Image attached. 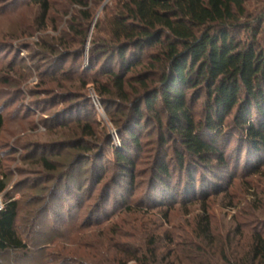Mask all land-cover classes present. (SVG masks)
<instances>
[{
    "label": "rangeland",
    "instance_id": "374dc122",
    "mask_svg": "<svg viewBox=\"0 0 264 264\" xmlns=\"http://www.w3.org/2000/svg\"><path fill=\"white\" fill-rule=\"evenodd\" d=\"M40 1L48 6L44 17L34 0H0V153L8 177L0 199L18 203V234L27 246L18 263L8 257L0 264L245 260L252 237L264 236V162L249 157L233 135L220 144L226 170L214 164L216 171L196 173L184 162L187 170L179 173L174 142L157 125L141 121L139 147L128 152L133 169L116 166L115 153L123 152L115 128L125 121L128 102L120 111L107 96L94 105L97 87L83 86L92 73L81 69L88 66L95 25L112 0H85L86 8L72 0ZM245 6L255 16L264 0H245ZM258 40L264 46V34ZM105 81L99 76V84ZM161 163L169 165L171 184L181 191L190 170L195 197L171 199L160 189L153 177Z\"/></svg>",
    "mask_w": 264,
    "mask_h": 264
},
{
    "label": "trees",
    "instance_id": "16d2710c",
    "mask_svg": "<svg viewBox=\"0 0 264 264\" xmlns=\"http://www.w3.org/2000/svg\"><path fill=\"white\" fill-rule=\"evenodd\" d=\"M72 1L80 8L87 6L85 0ZM34 3L46 16V1ZM82 15L91 20L88 12ZM95 30L88 66H81L83 73H92V80L83 86H96L97 101L107 96L119 111L128 102L122 110L126 119L115 128L123 152L115 153L116 166L133 169L128 152L139 147L135 133L141 121L147 127L157 125L174 142L179 173L187 170L184 162L196 173L216 171L214 164L226 170L220 144L233 135L249 157H256L260 165L264 162V46L258 40L264 34V8L252 16L245 0H112ZM79 36L83 44L86 30ZM64 45L69 49V43ZM99 76L106 79L103 84ZM89 105L93 107L90 99ZM82 129L86 133L88 126ZM159 140L163 148L164 136ZM187 173L188 187L183 191L172 186L168 164L161 163L153 180L169 191L171 199L195 197L194 178L190 170ZM7 178L0 153V193ZM18 216V203L6 196L0 211V259L12 257L17 263L27 251L18 234ZM142 259L132 260L148 263ZM237 264H264L262 234L252 237L247 258Z\"/></svg>",
    "mask_w": 264,
    "mask_h": 264
},
{
    "label": "built area",
    "instance_id": "2783aa9c",
    "mask_svg": "<svg viewBox=\"0 0 264 264\" xmlns=\"http://www.w3.org/2000/svg\"><path fill=\"white\" fill-rule=\"evenodd\" d=\"M91 100H92L94 105H96V102L98 103L97 98L95 96H91ZM2 209H3V203H2V200L0 199V211Z\"/></svg>",
    "mask_w": 264,
    "mask_h": 264
}]
</instances>
